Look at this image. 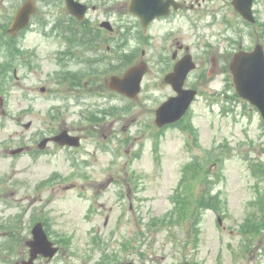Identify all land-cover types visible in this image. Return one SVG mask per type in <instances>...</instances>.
I'll return each instance as SVG.
<instances>
[{
  "label": "rangeland",
  "instance_id": "rangeland-1",
  "mask_svg": "<svg viewBox=\"0 0 264 264\" xmlns=\"http://www.w3.org/2000/svg\"><path fill=\"white\" fill-rule=\"evenodd\" d=\"M10 5L0 0V35L9 41L4 24ZM203 6L171 20L170 44L183 36L198 63L189 84L199 95L178 126L158 128L154 121L155 109L169 95L160 83L169 66L158 58H152L136 102L111 91L107 76L60 83L70 78L60 70L73 67L65 59L67 32H54L53 26L19 38L20 51L14 42L0 46V264L28 258L31 228L44 219L64 248L56 263L40 257L35 264H92L91 257L108 255L109 248L118 250L124 264L136 250L157 254L158 264L174 257L264 264V224L256 232L245 229L264 210V121L236 94L228 67L234 49L264 44V0L256 1L254 24L238 15L232 0H206ZM129 18L124 16V24ZM113 105L128 110L104 116L101 124L86 121L89 113L104 115ZM63 128L83 134L79 148L49 143L39 149L44 136ZM18 146L27 148L11 155ZM188 163L198 165L197 179L190 175L193 167L185 170ZM211 195L221 200L217 209L201 202L196 207V198ZM164 218L185 219L164 224ZM195 218H201L197 225ZM157 219L162 224L149 229Z\"/></svg>",
  "mask_w": 264,
  "mask_h": 264
},
{
  "label": "flooded vegetation",
  "instance_id": "flooded-vegetation-1",
  "mask_svg": "<svg viewBox=\"0 0 264 264\" xmlns=\"http://www.w3.org/2000/svg\"><path fill=\"white\" fill-rule=\"evenodd\" d=\"M26 0H21L20 4L24 3ZM36 4L35 12L31 15L30 23H34V25H42L39 24L43 21V15L46 17V23L50 22L55 28V14L57 15H71V11L66 4L65 0H33ZM86 5L87 8V20L89 23L94 26L96 22V16H103L104 20H110L113 24L112 30H108L105 27H100L103 33L107 36L106 38H102L100 40L95 41V49L102 51L103 48L107 50V53L104 56V62L110 61L111 69H114L115 72L121 68V65H118V62H122V58L125 52H129V49L124 44L123 39V14L130 13L133 15L134 19L127 20L132 24L133 27L138 29V32L134 35V42L140 47L139 57L134 54L135 62L145 59L144 56H147L148 62L152 65V58H158L164 64L169 66V71L172 70L175 63L183 57L185 54L189 52V47L184 45L182 42L183 36L180 39L172 38L171 41V20L172 18H179L180 16H184L188 13H195L199 11L203 2L206 0H153V4L150 6L149 12L156 13L158 10H164L159 16L156 15L154 18L149 20L147 24H145L141 17L135 15L129 10L130 0H78ZM19 4V5H20ZM140 9V8H139ZM13 19V18H12ZM91 21V22H90ZM12 22V20H11ZM11 24V23H10ZM49 24V26H50ZM139 39V40H138ZM160 42L157 44V42ZM170 44V49H167V45ZM243 45L240 46L242 48ZM242 49H248L245 46ZM151 52H150V51ZM235 51V50H234ZM168 55V56H167ZM216 56L213 55L211 60H215ZM115 63V65H114ZM166 72V73H167ZM165 73V74H166ZM161 78V83L163 86L168 87L171 92V86L167 85L163 81V76ZM155 84V82H154ZM186 86L188 82L185 83ZM98 236H92V243L95 238ZM98 241V240H96ZM99 242V241H98ZM55 244L60 245L55 241ZM128 248L130 245H126ZM64 248V247H61ZM148 253L149 255H147ZM60 254L55 256V263ZM157 256L150 251H140L136 250V253L133 257H131L130 261H127L126 264H139V261H142V264H158ZM175 261L170 262L169 264H177L182 262H188L191 264H200L196 258L191 259H179L177 257ZM166 260V256L163 257ZM64 259L61 260L63 262ZM147 261V262H146ZM90 262L92 264H124L123 256H120L118 250H113V248H109L108 255H105L103 252V256L101 258L91 257ZM163 264V263H161Z\"/></svg>",
  "mask_w": 264,
  "mask_h": 264
},
{
  "label": "water",
  "instance_id": "water-1",
  "mask_svg": "<svg viewBox=\"0 0 264 264\" xmlns=\"http://www.w3.org/2000/svg\"><path fill=\"white\" fill-rule=\"evenodd\" d=\"M72 10L76 12L80 18L84 16V9L78 8V3L74 0H68ZM253 0H235L236 8L248 19L253 20L252 13ZM79 10L81 12H79ZM32 11V6L26 4L20 8L16 15L11 32L15 33L28 22ZM191 57V56H190ZM190 57L184 59V63L177 65V70L168 76V80L172 81L175 88L179 91V95L171 97L157 110V122L162 125L167 122L179 119L190 106L196 95L195 89H183L182 85L188 72L195 66L190 61ZM231 69L234 74V80L238 93L255 104L264 117V49L263 45L258 43L251 52L240 51L236 54ZM145 69L140 66L131 68L124 77L113 76L111 85L113 88L125 92L129 95H135L140 89V82ZM30 125V122L27 126ZM78 138V137H77ZM49 140H58L61 143L76 142V139L70 137L67 131H62L57 136L47 137L42 140L41 146H44ZM78 143V142H77ZM22 148L13 150V152L21 151ZM34 240L30 241L31 245V261L39 252L45 256H54L56 249L51 241H49L46 232L39 223L33 229Z\"/></svg>",
  "mask_w": 264,
  "mask_h": 264
},
{
  "label": "trees",
  "instance_id": "trees-1",
  "mask_svg": "<svg viewBox=\"0 0 264 264\" xmlns=\"http://www.w3.org/2000/svg\"><path fill=\"white\" fill-rule=\"evenodd\" d=\"M2 39V37H0V44H4L6 41L5 40H1ZM206 205H208V204H206Z\"/></svg>",
  "mask_w": 264,
  "mask_h": 264
}]
</instances>
